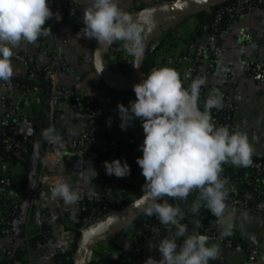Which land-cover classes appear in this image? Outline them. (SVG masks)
Instances as JSON below:
<instances>
[{"label":"crops","instance_id":"1","mask_svg":"<svg viewBox=\"0 0 264 264\" xmlns=\"http://www.w3.org/2000/svg\"><path fill=\"white\" fill-rule=\"evenodd\" d=\"M161 1L166 0H119V6L129 13ZM70 2L81 17L85 7L90 5V0ZM49 6L62 17L57 20L54 15L46 21L45 26H50L51 33L33 44L22 42L13 51L28 55L33 62L48 61L54 53H60L67 63L66 69L59 75L60 83L83 98L101 101L102 106L88 111L84 105L74 107L73 99L68 97L59 99L52 108L47 73L37 70L33 62L23 63L11 59L14 68L11 80L14 83L0 82V129L2 132L11 130L22 138L26 135L34 139L24 141L21 138L11 157L0 147V220L4 215H9L13 221L11 235L3 234L0 226V264L6 261L8 263V253L13 254L28 237L40 233L42 224H45L49 236L46 242L34 247L30 245L31 264H56L58 254L71 250L80 235L78 231L85 218L82 203L93 204L101 199L105 185L108 187V200L120 201L130 185L145 182L136 160L128 163L131 167L130 175L122 178L107 175L103 164L104 161H109L106 154H110L117 143L129 139H135L139 145L143 142L144 133L139 118L134 119L126 130L119 126L121 121L117 105L124 103L127 106L129 101L136 99L135 93L112 89L101 81L93 63L96 41L77 37L82 28L74 25L64 14L62 7L54 5L51 0ZM197 13L169 18L158 26L152 22H140L143 26V54L131 55L124 46L125 42L117 40L107 50L105 60L109 57V64L105 61V65L117 75L130 78L136 73L141 77L140 67L148 47L162 42L160 53L167 56L169 61L166 62L163 56L158 57L157 68L175 69L186 89H190L194 79L203 78L206 94L204 98L198 99L202 110L214 90H225L230 96L234 117V128L228 129L248 136L254 149L252 162L264 160V77L252 76L246 67L248 59H264V7H255L246 16L234 19L222 33L212 31L210 26H204L202 33H199L201 18ZM191 40L222 43L226 49L217 55H205L197 70H191L189 63L178 62ZM36 85L40 87L39 90L34 88ZM216 111V107L210 110L211 120ZM10 121L14 124L11 125ZM49 128L54 129L61 139L78 138L88 132L96 149L65 151L53 180L41 183L39 176L44 163V133ZM140 156L142 151L138 157ZM90 165L97 170L98 175L89 181L87 177L91 174ZM224 168L230 174L226 178L229 193L238 192L240 199L248 201L252 206L259 200H264V188L259 191L251 185L254 175L251 165L238 167L224 163ZM5 176L12 179L8 189L2 183ZM63 182L70 184L79 194L80 198L75 203L66 204L60 197L52 196V189ZM197 195L198 191L191 192L185 200H173L171 197L164 199L169 203L179 204L185 212L181 223L187 224L189 232L205 234L209 237V244L219 246V257L210 260V264H264V210L259 211L252 206L234 210L226 202L225 223H221L219 218L204 207L203 202L199 213L191 212L190 205ZM131 226L132 224L109 241L104 240L95 245L92 264H117L126 247L130 246L133 232ZM214 229L227 231L234 242L224 245L213 240L210 232ZM173 232L174 229L162 236L143 239L142 249L151 253L155 259H161L155 244ZM176 239L181 243L184 237ZM150 240L154 241L152 247H149ZM254 248L258 253L251 259V249ZM135 264L143 262L137 261Z\"/></svg>","mask_w":264,"mask_h":264},{"label":"clouds","instance_id":"2","mask_svg":"<svg viewBox=\"0 0 264 264\" xmlns=\"http://www.w3.org/2000/svg\"><path fill=\"white\" fill-rule=\"evenodd\" d=\"M49 2L0 0V82H8L14 75L13 50L22 42L33 44L48 36L51 28L45 26L46 21L54 15L57 20L62 18L52 11ZM83 25L77 37L94 39L98 45L120 40L125 42L131 55L141 56L144 52L143 26L119 6V0H90V5L84 9ZM204 83L203 78H196L190 89H186L175 69L153 68L147 78L133 85L136 99L129 101L127 106L117 105L122 130L136 118L143 128L144 139L139 145L142 156L136 158L145 178L142 188L147 199L142 210L158 218L166 229H174L172 235L155 244L162 258L157 260L149 256L143 264H210V260L218 258L219 246L209 244L205 234L189 232L187 224L181 223L185 212L179 204L169 203L164 197L185 200L198 190L190 205L191 212L199 213L203 202L209 212L225 223L229 189L227 179L221 176L222 165L248 167L252 164L254 149L248 136L239 131L231 132L224 126L215 127L212 123L210 110L223 105L219 91L214 90L209 96L203 111L198 107L199 91ZM108 123L111 124V119ZM44 135L49 142L61 144V137L54 129L49 128ZM103 164L109 176L130 175L131 167L126 159L106 160ZM96 175L97 170L91 166L87 179L90 181ZM52 196L60 197L66 204H73L80 198L66 182L58 183L52 189ZM222 235L229 233L224 231ZM176 237L184 239L178 243ZM153 244L150 240L149 247Z\"/></svg>","mask_w":264,"mask_h":264},{"label":"built area","instance_id":"3","mask_svg":"<svg viewBox=\"0 0 264 264\" xmlns=\"http://www.w3.org/2000/svg\"><path fill=\"white\" fill-rule=\"evenodd\" d=\"M227 4L221 5L216 13L215 20L212 23L211 27L214 32L222 33V22L228 17L229 19H237L240 17L246 16L252 9L255 7L262 6L264 7V0H231ZM54 5H59L62 7L64 14L73 16V23L78 28H83V20L78 15L76 7L70 2V0H51ZM226 49L225 45L222 43H207V42H199L196 40H191L187 44V48L185 50L184 55L178 58L179 63H189V67L191 70H197L199 63L204 58L205 55H217L219 53L224 52ZM160 56L166 58V62L169 61L167 56H164L158 52L156 59ZM11 59L17 60L23 63L33 62L29 59V56L24 53H19L17 51H13V56ZM107 61V58L106 60ZM34 66L37 70L46 72L49 79L50 86V104L51 107L54 108L57 101L61 98H72L73 106L79 107L83 106L81 103L84 99L82 96H79L70 88L64 87L60 83L59 75L62 70H65L67 67L66 61L62 58L60 53H54L48 61L43 62H33ZM247 71L254 77L263 78L264 77V59L252 58L248 59L246 63ZM122 76V75H120ZM142 79V77H140ZM9 84L14 83L13 80L8 81ZM36 90H39V86H34ZM219 93L222 95L223 105L222 107L217 108V111L212 117V121L214 124L223 125L229 129L234 128V117H233V105L230 100L229 94L222 89H218ZM205 87L202 85L199 91V98L202 99L205 97ZM93 105L96 109L102 106L101 101L92 100ZM9 119V117H8ZM9 120H12L10 117ZM10 124L13 125L14 122L10 121ZM24 141L30 140L29 136L24 135L22 138ZM16 137L14 135H8L4 137H0L1 147L4 152L11 157V153L14 150V147L17 143ZM62 145V146H61ZM88 150V149H96L95 144L93 143L92 137L90 133L85 132L82 136L68 137L61 139V144H54L49 142L46 138L45 140V154H44V163L41 174L39 176V182L41 183H50L55 177L56 173H58L59 164L62 161V157L65 151L68 150ZM139 144L135 139H129L123 144L114 145L110 155L108 157L109 161L120 158L125 160L128 163H131L136 160V158L140 155ZM252 169L254 171L253 179L251 181V185L257 189L261 190L264 188V160H255L251 164ZM222 178H227L229 175L226 174L223 170L221 174ZM258 180V181H256ZM257 182V183H256ZM2 183L4 184V188L8 189L12 184V179L8 176H5L2 179ZM107 185L104 186V192L102 193L101 199L97 200L91 206L90 213L86 216L80 226V232L87 231L94 226L104 222L112 215H114L118 211H108V200L107 195ZM198 190H194L196 192ZM226 202L230 203L234 210L238 209H246L251 207L248 201H242L240 199V195L238 192L229 193L226 198ZM256 210L263 211L264 210V200H259L255 206H252ZM82 209L84 211L88 210L87 204L82 203ZM157 223H152L151 221H143L141 225L134 226L132 224V236L130 239V244L132 245L131 252H125L122 258L123 264H135L137 261L144 262L149 256L153 255L144 251L141 247V241L147 237L151 236H162L165 232L168 231L166 227L160 224L158 218H156ZM1 232L5 235H11L13 232V221L9 217V215H4L0 220ZM224 231L221 229H214L210 232V236L213 240L219 241L224 245H231L234 242L232 235H222ZM113 238V237H112ZM111 238L106 239L105 241H109ZM21 250L25 254L26 261L20 260H10L7 264H31L30 257V244L28 241L22 242L20 245ZM258 250L256 248L251 249V259H254L257 255ZM9 256L11 252L8 253ZM73 255L74 251L71 254H66L65 257L57 262L56 264H73ZM93 255H94V247L90 248L86 253V261L87 264L93 263Z\"/></svg>","mask_w":264,"mask_h":264},{"label":"water","instance_id":"4","mask_svg":"<svg viewBox=\"0 0 264 264\" xmlns=\"http://www.w3.org/2000/svg\"><path fill=\"white\" fill-rule=\"evenodd\" d=\"M228 1L231 0H166L129 13L132 15L133 20L137 22H152L158 26L169 18L209 10ZM80 18L83 20V17L80 16ZM112 44L98 45L97 42H95L93 53L94 68L101 81L106 86L112 89L134 93L133 85L142 81L136 73L130 78L123 77L111 72L105 65V56ZM198 107L202 110L199 102ZM146 199L147 196L144 194L137 201L119 210L104 222L87 231L81 232L75 242L73 264H87L86 253L90 248L106 239L114 237L119 232L135 223V221L144 214L142 209L143 202Z\"/></svg>","mask_w":264,"mask_h":264},{"label":"trees","instance_id":"5","mask_svg":"<svg viewBox=\"0 0 264 264\" xmlns=\"http://www.w3.org/2000/svg\"><path fill=\"white\" fill-rule=\"evenodd\" d=\"M229 2H232V1L225 2V3L221 4V5L227 4ZM221 5H217V6L211 8L209 10H203V11H200V12L197 13V15L201 18V25H200V28L198 29L199 33H202V30H203L204 26H210L211 27L212 23L215 20V13H216L217 9ZM67 17L70 20H72V21L74 19V17L70 16V15H67ZM231 21H233V19H229L228 17H226L223 20V22H222V25H221L222 28L224 29ZM211 29H212V27H211ZM170 30H171V28H170ZM212 31H213V29H212ZM161 44H162V42H159L156 45H150L148 47V49L146 51L145 58L143 59L142 65L140 67V74H141L142 79L143 78H147L148 74L151 72V70L153 68H157V66H156V56L158 55V52H159V50L161 48L160 47ZM106 62H107V65H108L109 64V57H107V61ZM81 103L86 107V109H88V111H93V110L96 109L94 107V105H93V102L90 99L84 98ZM3 126L6 127L5 124ZM0 130H1L0 131L1 135L0 136L14 135L16 137V139H17L16 140L17 142L19 140H21V138H22L21 135L13 132L11 130L9 131L8 129H6V132H2V129H0ZM30 138L34 139V137H30ZM123 143H125V142H120V143H117V144H123ZM1 146L2 145L0 143V147ZM109 155L110 154H106L107 158L109 157ZM260 160H263V159H260ZM222 167H223L224 172L226 174L230 175L229 172H227L226 169L224 168V164L222 165ZM144 183L145 182H139V183L130 185L128 187V190L123 194V196H122L120 201H114V202H109L108 203V211H119V210L124 209L125 207L129 206L133 202L137 201L139 198H141L145 194L144 191H143V188H142ZM9 204H10V202H9ZM92 205L93 204H90V203L87 204L88 210L85 211V217L89 215ZM11 209H12V206H11ZM12 210H11V212H13ZM143 221H151L152 223H157V220H156L155 216H148L146 214H143L133 224H134V226H139V225H141V223ZM41 227H42V229H41L40 233L27 238L28 243L32 247L36 246L38 243H43V242L47 241V238L49 236V234L47 233V228L45 227V224H42ZM78 232H79V234H81L80 231H78ZM74 249H75V244H74V246H73V248L71 250L58 254L57 259H56V263L59 262L60 260H62L65 257L66 254L73 253ZM131 250H132V245L130 244V246L126 249L125 252H131ZM123 255L117 261V264H123L122 263ZM15 259L20 260V261H26L25 260V254L21 250L20 246H18L17 250H15V252L9 256V260L12 261V260H15ZM6 263H7V261L4 264H6Z\"/></svg>","mask_w":264,"mask_h":264}]
</instances>
